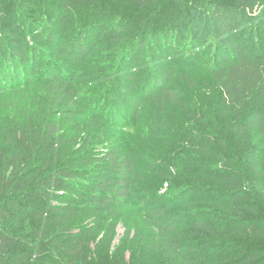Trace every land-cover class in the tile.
<instances>
[{
	"label": "trees",
	"instance_id": "trees-1",
	"mask_svg": "<svg viewBox=\"0 0 264 264\" xmlns=\"http://www.w3.org/2000/svg\"><path fill=\"white\" fill-rule=\"evenodd\" d=\"M10 1L0 7V264H105L110 250L113 264H264V160L231 142L264 138V22L257 48L245 38L255 0ZM20 10L36 18L27 34ZM55 26L71 42H57ZM207 31L216 105L173 89L179 71L167 62L189 32L186 59L204 72L195 51H209ZM95 32L105 40L92 53ZM41 42L72 66L92 58L88 73L39 74ZM122 74L144 88L129 133L119 97L138 86ZM228 108L248 114L229 123ZM94 163L104 172L77 188Z\"/></svg>",
	"mask_w": 264,
	"mask_h": 264
},
{
	"label": "rangeland",
	"instance_id": "rangeland-1",
	"mask_svg": "<svg viewBox=\"0 0 264 264\" xmlns=\"http://www.w3.org/2000/svg\"><path fill=\"white\" fill-rule=\"evenodd\" d=\"M17 1V0H16ZM27 3H32V4H37L42 2L41 0H39L40 2L36 1V0H25ZM24 1V2H25ZM218 2L219 0H207V2L209 3H213V2ZM52 5L54 4V0H51ZM17 2L13 3L10 0H0V7L3 8L4 11L9 12V10L16 5ZM45 5H48L45 1L44 3H41V12H45L47 11V7H45ZM24 9V8H23ZM253 11L251 12V18H250V25L248 27H246L245 30V38H248L249 42H250V47L249 48H257L258 47V42L260 41V38L262 36V29H257V26H255L257 23L259 22H264V8H262L261 6H259V0H255V4L253 7ZM127 10L130 11H135L137 10V8L133 5H129L127 6ZM18 17V15H17ZM20 20L18 21L20 24H23L22 22H24V27H23V33L27 34V29L29 28V22L31 20L36 19L35 16L32 13H28L26 11H21L20 10V16L18 17ZM5 20L0 19V28H5L6 26H8V22L5 24L4 22ZM47 22H49V20H47ZM114 22V21H112ZM51 24V23H50ZM111 24V22H110ZM253 24V25H252ZM33 25H35V31L39 30L40 35L45 36L49 31L45 28H38L39 25L37 26L36 23H34ZM52 26V24H51ZM115 26V25H112ZM109 27V26H107ZM53 28V27H52ZM202 30H204L203 27H201ZM206 30V28H205ZM204 30V31H205ZM53 35L56 37L57 42L60 41V43H64L67 42L70 39H63L62 38V34L63 31L60 28V26H55L53 29ZM207 38L209 40V51L207 52V54L205 55H201L200 52L195 51V54L197 57H202V69H204L205 67L203 66H211V64L213 63V51H214V42H213V36L211 35V33H209L208 31L206 32ZM95 36V42H96V47L93 48L92 53H96L99 51L100 49V45L102 44L101 41L103 42L105 39H101L99 36L98 32H95L94 34ZM191 34L189 32L184 33L183 35V41L181 46L179 47V54L173 57L172 61H167L169 64L170 68L175 69L176 71H179V74H176L173 76V78L171 79V87L173 89H176L178 91H187L188 97H191L190 92L193 94H197L199 95L202 99H205L206 104L209 105L210 104V100H208L209 98L214 99V104L216 105V103L218 102V98L220 97L219 95V88L216 86V84L214 83L213 79L207 74V72L204 69V72H196V71H191V69L194 68V66L191 65L190 61L188 59H186L187 55H190L191 51L188 49L187 46H189V44H192L193 41H191L190 38ZM33 38V37H32ZM28 40H30V38H28ZM243 41H245V39H243ZM71 42V41H68ZM40 47V51L42 53V55H39L38 58V64L40 65V71L39 74L45 72V70H59L60 74H65V75H70L73 74L76 71H80L84 74L88 73V69L86 68L84 69V64L87 61H91L92 58L86 59L83 63V65L81 67L79 66H72L70 64V61L67 60L66 58L62 57V55L59 53L56 45L50 44L48 42H41V44L39 45ZM205 48L204 45H202V49ZM201 49V50H202ZM221 52H219L220 54ZM168 60V59H165ZM94 61V60H92ZM145 63V66L143 67L142 71H141V75L143 76V79L147 77V73L150 70L149 66L151 63H149V60H143ZM205 61H209L210 64H204ZM47 62H51L53 63V65L51 66L47 64ZM59 67L58 69H56V67ZM84 69V70H83ZM139 69V66H138ZM136 74V73H135ZM134 74V75H135ZM138 74V72H137ZM95 76V75H93ZM186 77V78H185ZM123 85L125 88H129L128 86L133 85L136 86L137 83L136 82H129L128 81V76L122 74L121 77ZM144 82V80L142 81V83ZM122 85V86H123ZM138 87L136 88V90H134L133 92H131L130 94L126 95V97H119V100L124 101L125 105H122V107L124 108V115H126L125 121H124V125L126 127V132L129 133L128 129L129 126L132 125V121H133V111L135 110V107L132 103V98H135L136 96L138 98H142V94H143V86L142 84L137 85ZM191 108H195V106H191ZM92 112V110L90 111ZM94 112H96V109H94ZM100 114H107V110H105L104 107H100L99 111ZM198 114L199 112L196 111ZM238 114H240V119L244 118L247 114H248V110L246 111H240V113L233 111L231 108H228L227 111L225 112V119L227 120V122L231 123L235 120L238 119ZM264 138H257L254 135H249L246 137H233L231 142H235L236 146H239L241 148H244L246 150L249 151H253L252 153L255 154V156H260V158H262V160H264V157L262 156V150L264 149V145H263V140ZM256 151V152H255ZM221 154V153H220ZM96 163H94V165H91L88 168H85L84 170V175L82 176V178L80 179L79 183H75V186L77 188L80 189H85L87 186H89V184L94 183L93 181L96 179L97 174H102L104 172L102 167H98L95 165ZM81 184V185H79ZM25 228V225L20 227V228H16V227H12L11 228V232L13 233H17V232H21L23 231ZM120 234L118 235V239L116 241L115 244L118 243V241L121 239V234L123 233V229L120 228ZM108 256L107 257H102V259L104 258V262L105 264H113L112 260L109 259V257H111L113 259L114 257V251L110 250L109 253H107ZM150 254V253H147ZM145 256V261L144 264H157L156 260H155V256L152 255H144ZM53 262V261H51Z\"/></svg>",
	"mask_w": 264,
	"mask_h": 264
}]
</instances>
